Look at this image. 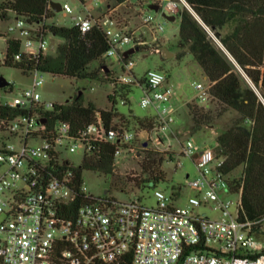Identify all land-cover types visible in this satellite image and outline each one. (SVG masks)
I'll return each instance as SVG.
<instances>
[{
  "label": "built area",
  "instance_id": "1",
  "mask_svg": "<svg viewBox=\"0 0 264 264\" xmlns=\"http://www.w3.org/2000/svg\"><path fill=\"white\" fill-rule=\"evenodd\" d=\"M80 2L79 11L65 3L60 13L70 19L69 27L83 34L94 28L105 34L111 46L107 58L118 56L122 65V75L115 76L110 85L119 93L136 83L142 87L141 104L155 107L158 123L155 130L143 132L153 144L165 145L175 123L174 90L167 87L168 75L159 68L150 69L138 81L133 55L143 51L167 58L158 38L165 24L156 21L150 11L155 12L151 7L159 5L157 13L177 16L178 3L154 0V4L142 6L143 26L153 36L150 41L122 25L113 12L109 14L110 8L104 10L100 0H93L92 5L87 0ZM49 12L58 14L51 5ZM53 19L31 23L13 18L6 33L0 35L6 44L5 50L0 49V65L8 62L10 41L21 47L15 61H21L23 55H48V38L54 36L48 25L59 26L51 23ZM131 49L135 52L127 57ZM19 72L24 77L35 75L31 86L15 95L14 82L0 88V106L10 110L8 116H0V264H264V240L253 232L255 223L239 220L241 194L236 195L238 202L222 198L231 193L228 177L221 171L224 160L217 157L215 148L201 147L191 139L184 142V156L197 167V177L189 179L188 185L198 192L184 207L177 205L179 190H172L169 196L157 191V209L144 206L137 198L95 197L84 182L91 171L80 176L81 166L68 156L84 148L86 157L93 144H112L117 146V164L121 157L146 150L148 143L136 146L134 130L107 128L100 116L79 134L70 124L48 125L45 114L55 103L43 101V73L26 76ZM195 88L198 104L210 102L211 83H196ZM128 98L119 99L118 104L127 105ZM13 110L22 113L14 115ZM235 205L236 214L232 212ZM209 209L219 217H211Z\"/></svg>",
  "mask_w": 264,
  "mask_h": 264
},
{
  "label": "trees",
  "instance_id": "2",
  "mask_svg": "<svg viewBox=\"0 0 264 264\" xmlns=\"http://www.w3.org/2000/svg\"><path fill=\"white\" fill-rule=\"evenodd\" d=\"M53 0H6L0 3V26L13 18H24L31 23H45L56 15L49 12ZM154 1V0H153ZM177 1V0H172ZM187 7L177 15L180 18L179 47L187 49L211 83V100L216 114L207 111L198 102L189 105L194 131L213 125L224 114L233 111L238 118L217 136L216 155L223 159L222 173L228 177L231 195L241 194L242 205L239 220L255 223L254 233L262 232L259 222L264 220V0H185ZM186 5V4H185ZM50 32L64 40L55 56L23 55L21 61L15 56L21 51L18 42L8 44V62L12 68L29 76L33 72L72 80H98V70H91L94 63L101 65L109 84L115 82L110 72L107 54L111 48L108 38L98 28L83 34L75 27L48 25ZM2 33L0 32V35ZM114 89L108 100L109 110H98L84 104L81 94L72 103L57 104L45 114L48 125L70 124L76 134L86 131L101 117L107 128L127 127L116 122L119 99H127L133 92L125 87ZM10 110L0 106V116H8ZM12 114L22 113L13 110ZM142 131H153L157 120H136ZM128 128V127H127ZM117 146L95 143L86 155L79 174L91 171L104 176H114ZM170 154L158 150H146L142 164L143 172L149 174L150 184L156 187L164 180L160 167ZM242 169L241 177L231 179L233 173ZM136 185H139L138 180Z\"/></svg>",
  "mask_w": 264,
  "mask_h": 264
},
{
  "label": "rangeland",
  "instance_id": "3",
  "mask_svg": "<svg viewBox=\"0 0 264 264\" xmlns=\"http://www.w3.org/2000/svg\"><path fill=\"white\" fill-rule=\"evenodd\" d=\"M6 0H0L3 3ZM60 4L68 3L75 10L79 11L81 7L80 0H53ZM90 5L93 0H87ZM104 10L110 8L109 14L116 17L122 25H127L131 30L143 37L146 36L150 41L153 36L145 28L141 19V8L148 4H154L153 0H100ZM180 11L186 8V5L177 0ZM149 10V9H148ZM156 16V21L165 24V30L158 33L159 43L163 48L170 52H176L175 59H167L160 55H149L143 51L133 55V61L136 63L134 73L138 81L142 82L145 79L147 72L150 69H160L168 75L167 87L176 91L177 96L172 98L171 105L176 109L175 123L172 126V131L169 132V138L166 144L158 146L153 144L146 134L139 128L136 120L149 119L157 120V111L155 107H143L142 99L144 91L142 87L136 83L132 88L133 92L128 98V104H118V116L116 122H121L127 125L128 128L134 130L137 134L136 146H142L148 143L146 150H158L167 152L170 155L165 156V162L160 167L164 180L156 187L150 184L151 180L149 174L143 172L142 164L146 155V150L140 151L137 154H130L121 157L117 160L114 176H104L87 172L84 176V182L95 197L102 198L109 194H114L119 200L127 201L128 199L137 198L142 201V204L148 208L157 209L159 207V200L156 196L157 191L164 192L166 195H171L172 190H179L180 200L177 205L186 206L189 199L196 196L198 192L188 185L189 179L197 177V167L191 158L185 157L183 154V144L186 140L191 139L201 147H217V136L229 128L233 122L239 117L236 112L230 111L224 114L221 118L214 121L213 125L204 127L202 130L194 131V122L189 110V105L195 103L194 99L198 94L195 88L196 83H204L198 75L199 64L191 55L184 59H180L182 54L187 52V49L179 47V32H180V18L176 16L174 22L167 21V19L157 12L150 11ZM13 20V19H12ZM11 22V20L9 21ZM3 23L0 26V32L6 33L8 23ZM57 23L59 26H71L69 18H63L62 13H58L51 23ZM48 55L55 56L57 48L64 40L57 36H49ZM0 49L5 50L6 44L0 40ZM119 57L115 56L107 62V66L114 74V76L122 75V65L119 62ZM91 70H100L98 80H72L66 77H53L48 74H40L45 78V86L41 90L44 102H52L57 104L72 103L80 94L84 96L86 105L94 104L98 110H109L111 104L108 100L109 95L113 93V87L108 83L101 65L94 63L90 66ZM0 76H4L8 81L15 83L14 95L20 90H24L31 86L35 75L24 77L18 70L7 68L0 65ZM181 84L182 89L176 90L174 86ZM205 84V83H204ZM12 95V96H14ZM200 105V104H199ZM206 108L207 111L216 114V105L208 102L206 105H200ZM69 159L76 165L81 166L85 157L84 148H80L77 153L70 154ZM242 175V169L237 170L232 174L231 179L238 180ZM190 176V178H189ZM139 185H136V181ZM223 199L238 202L239 198L236 195L226 196L222 194ZM237 206L232 207V212L237 213ZM204 211V210H203ZM207 212V211H206ZM213 218L219 217L218 213L208 211ZM1 221V220H0ZM262 225V232L257 233L260 239L264 240V220L259 222Z\"/></svg>",
  "mask_w": 264,
  "mask_h": 264
},
{
  "label": "water",
  "instance_id": "4",
  "mask_svg": "<svg viewBox=\"0 0 264 264\" xmlns=\"http://www.w3.org/2000/svg\"><path fill=\"white\" fill-rule=\"evenodd\" d=\"M184 3L186 4V7L194 14V11L192 10V8L187 4V2L185 0H183ZM53 8V10L56 12V13H60L61 10H62V4L60 3H57L55 1H52L51 4H50ZM152 10H154L155 12H159L160 11V6L159 5H154L151 7ZM165 17L171 21V22H174L176 20V16H166ZM196 17L198 18V16L196 15ZM199 19V18H198ZM165 51L167 54H170L169 50L165 48ZM135 50L134 49H131L129 51L126 52V56L128 57L129 55L131 54H134ZM172 54L169 55V58H172ZM9 84L8 80L4 77V76H0V88H4V87H7Z\"/></svg>",
  "mask_w": 264,
  "mask_h": 264
},
{
  "label": "crops",
  "instance_id": "5",
  "mask_svg": "<svg viewBox=\"0 0 264 264\" xmlns=\"http://www.w3.org/2000/svg\"><path fill=\"white\" fill-rule=\"evenodd\" d=\"M170 52V51H169ZM172 54V58H169V55H171ZM188 55H191V54H189V53H186L184 56H182L180 59L182 60V59H184L185 57H187ZM192 56V55H191ZM193 57V56H192ZM176 58V52H170V54H167V59H175ZM194 58V57H193ZM195 60V59H194ZM196 61V60H195ZM197 62V61H196ZM198 67V75L201 77V80H202V82H204L205 83V85H209L210 84V80L208 79V77L204 74V71H203V69L200 67V65L199 66H197ZM200 83V82H199ZM204 83H202V84H204ZM172 86H174V88H176V90H181L182 89V85L181 84H177V85H172ZM198 95V94H197ZM197 95H196V97L194 98V99H196L197 98ZM174 96L176 97L177 96V93H176V91H174ZM155 118H157V116L155 117Z\"/></svg>",
  "mask_w": 264,
  "mask_h": 264
}]
</instances>
